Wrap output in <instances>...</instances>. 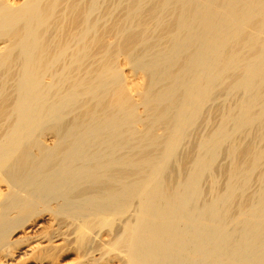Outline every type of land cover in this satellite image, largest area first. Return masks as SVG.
Wrapping results in <instances>:
<instances>
[{
	"label": "bare ground",
	"instance_id": "1",
	"mask_svg": "<svg viewBox=\"0 0 264 264\" xmlns=\"http://www.w3.org/2000/svg\"><path fill=\"white\" fill-rule=\"evenodd\" d=\"M71 234L73 264H264V0H0V264Z\"/></svg>",
	"mask_w": 264,
	"mask_h": 264
},
{
	"label": "rangeland",
	"instance_id": "2",
	"mask_svg": "<svg viewBox=\"0 0 264 264\" xmlns=\"http://www.w3.org/2000/svg\"><path fill=\"white\" fill-rule=\"evenodd\" d=\"M43 228L40 230V232H44L45 234H47L48 232H49V222H47V221H45L44 223H43ZM69 231L68 232H72V225H70L69 226ZM70 232V233H71ZM71 243L70 244H68V245H66V247H67V249L65 250V252H67V250H68V253H66L65 254V252H63V253H61V252H59V253H61L60 255L58 254H56V257H55V262H56V264H73V261L75 262V259H76V255L75 256H73L74 255V253H72V251H73V248H72V234H71V239L69 240ZM64 247V246H63ZM69 247L71 248V250L69 249ZM70 252V253H69ZM73 252H75V251H73ZM15 256H16V254H15ZM15 256L13 255V259H15ZM20 257V258H19ZM18 258H16V259H18L19 260V262L21 263V264H29V261H27V260H25V259H23V257H21V256H19ZM11 258V259H12ZM12 259V260H13Z\"/></svg>",
	"mask_w": 264,
	"mask_h": 264
}]
</instances>
